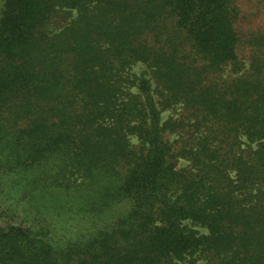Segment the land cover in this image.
I'll return each instance as SVG.
<instances>
[{"label": "trees", "instance_id": "obj_1", "mask_svg": "<svg viewBox=\"0 0 264 264\" xmlns=\"http://www.w3.org/2000/svg\"><path fill=\"white\" fill-rule=\"evenodd\" d=\"M262 12L0 0V264H264Z\"/></svg>", "mask_w": 264, "mask_h": 264}, {"label": "rangeland", "instance_id": "obj_2", "mask_svg": "<svg viewBox=\"0 0 264 264\" xmlns=\"http://www.w3.org/2000/svg\"><path fill=\"white\" fill-rule=\"evenodd\" d=\"M248 5H250V2L245 1V5H243V6H244V8H249ZM263 17H264V12H262L260 15L256 16L254 18V20L260 21ZM144 71H146V67L144 64H141V63H136L131 67V72L136 73V74H140ZM172 113H173L172 110H165L162 112V118L167 119ZM164 138L169 140V141H172L175 138V136L173 134H170V133H165ZM132 140H133V142L137 141L136 138H133ZM188 163L189 162L187 160L179 159L178 166H185Z\"/></svg>", "mask_w": 264, "mask_h": 264}]
</instances>
